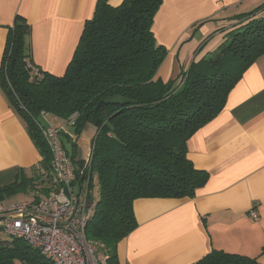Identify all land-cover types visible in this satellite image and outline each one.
Returning <instances> with one entry per match:
<instances>
[{"label":"trees","instance_id":"trees-1","mask_svg":"<svg viewBox=\"0 0 264 264\" xmlns=\"http://www.w3.org/2000/svg\"><path fill=\"white\" fill-rule=\"evenodd\" d=\"M162 1L123 0L111 6L96 0L59 77L40 71V77L32 76L31 26L23 17L17 15L7 28L0 89L25 120L41 161L30 177L20 173L0 188V203L46 185L39 169L47 170L51 157L40 134V114L64 121L76 114V134L87 124L97 130L88 167L81 164L76 175L85 180L89 172L90 185L95 176L99 195L85 239L104 245L106 264H118V244L138 226L134 201L193 198L208 183V173L188 159L187 141L222 112L243 74L264 54L263 5L230 19L238 23L216 31L224 40L212 53L164 83L157 72L167 51L152 33ZM16 263L51 264L22 239L0 240V264ZM194 264L260 263L259 257L212 250Z\"/></svg>","mask_w":264,"mask_h":264},{"label":"crops","instance_id":"crops-1","mask_svg":"<svg viewBox=\"0 0 264 264\" xmlns=\"http://www.w3.org/2000/svg\"><path fill=\"white\" fill-rule=\"evenodd\" d=\"M95 2L0 0V63L7 28L19 15L31 26L33 67L62 76ZM122 2L108 0L111 6ZM261 2L163 0L152 24L157 44L167 51L157 77L164 83L176 78L193 61L196 42L222 38L216 31L230 29L238 23L230 19L251 13ZM198 35L189 50L191 60L182 62L185 44ZM49 117V124L63 128L61 140L78 171L90 159L96 128L87 124L78 135L66 121ZM187 157L195 169L208 173V183L193 198L134 201L138 226L118 244L117 263L194 264L217 250L259 257L264 264V54L243 74L222 112L187 141ZM40 161L25 120L0 89V188L14 183L20 173L30 177Z\"/></svg>","mask_w":264,"mask_h":264},{"label":"built area","instance_id":"built-area-1","mask_svg":"<svg viewBox=\"0 0 264 264\" xmlns=\"http://www.w3.org/2000/svg\"><path fill=\"white\" fill-rule=\"evenodd\" d=\"M40 75L32 67V76ZM40 118L43 122L39 125L40 134L51 157L49 168L39 169L46 185L36 187L33 202L0 203V232L22 239L51 264H106L104 245L85 239L86 226L96 209L90 173L85 180L77 177L74 162L62 144L63 128L49 124L45 113ZM75 118L73 114L66 125L73 126ZM89 162L84 164L88 167ZM251 217L258 219L253 212Z\"/></svg>","mask_w":264,"mask_h":264},{"label":"rangeland","instance_id":"rangeland-1","mask_svg":"<svg viewBox=\"0 0 264 264\" xmlns=\"http://www.w3.org/2000/svg\"><path fill=\"white\" fill-rule=\"evenodd\" d=\"M260 1H262L261 2V4L259 5L260 7H262L263 5H264V0H260ZM258 6V7H259ZM259 15L260 14H256V15H254L252 18H258L259 17ZM193 33V32H192ZM199 36V35H198ZM220 37H221V35H220ZM220 37H216V38H214V37H212V38H210L209 36L207 37V40L209 41V43H203V44H198L196 41H198V39H200L201 38V36H199V38H197V37H195L194 38V40L192 41V42H187L186 44H185V46H184V50L181 52V56L183 57V61L182 62H184L185 63V61L186 60H189V57H190V60H191V58H192V54H191V52L192 51H189V50H192V45L194 44V46H197L195 49H197V50H195L194 49V51H193V61L194 60H199V58H202L203 56H207L208 54H210V53H212L214 50H215V48H217V45H220L222 42H223V40H224V35L222 36V38H220ZM212 39V40H211ZM222 39V42L221 43H219L218 44V42H219V40H221ZM198 44V45H197ZM199 46V47H198ZM203 47V48H202ZM202 48V50L201 51H199L200 49ZM186 51H188V52H186ZM199 54V55H198ZM197 55H198V57H197ZM189 60V61H190ZM188 61V62H189ZM193 61H191L190 62V64L193 62ZM181 62V65H183V63ZM190 64L189 65H186L185 66V68H183V71H185V70H187L188 69V67L190 66ZM50 118V117H49ZM50 119H52V118H50ZM48 120V119H47ZM90 160V159H89ZM91 190L92 191H94L96 194H95V196H94V198L96 199V198H98V195H99V191H98V188H97V185H96V180H95V176L94 175H92L91 176ZM34 193L33 192H30V193H28V194H19V195H16L15 197H13V198H11L10 200H8L9 202L10 201H12V202H33L34 201ZM7 201V202H8ZM13 238H11V237H8V236H6L5 234H3L2 232H0V240H6V241H11Z\"/></svg>","mask_w":264,"mask_h":264}]
</instances>
